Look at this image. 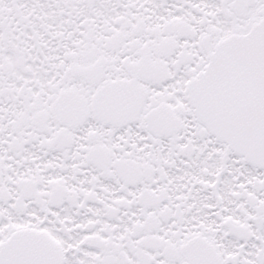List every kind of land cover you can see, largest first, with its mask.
Returning <instances> with one entry per match:
<instances>
[{"label": "snow or ice", "instance_id": "1", "mask_svg": "<svg viewBox=\"0 0 264 264\" xmlns=\"http://www.w3.org/2000/svg\"><path fill=\"white\" fill-rule=\"evenodd\" d=\"M0 264H264V0H0Z\"/></svg>", "mask_w": 264, "mask_h": 264}]
</instances>
